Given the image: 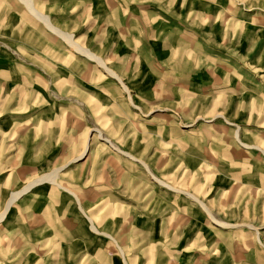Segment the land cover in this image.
I'll list each match as a JSON object with an SVG mask.
<instances>
[{
  "label": "rangeland",
  "instance_id": "1",
  "mask_svg": "<svg viewBox=\"0 0 264 264\" xmlns=\"http://www.w3.org/2000/svg\"><path fill=\"white\" fill-rule=\"evenodd\" d=\"M27 1L0 0V212L57 177L0 264H264V0Z\"/></svg>",
  "mask_w": 264,
  "mask_h": 264
},
{
  "label": "bare ground",
  "instance_id": "2",
  "mask_svg": "<svg viewBox=\"0 0 264 264\" xmlns=\"http://www.w3.org/2000/svg\"><path fill=\"white\" fill-rule=\"evenodd\" d=\"M26 1L27 0H22V2L24 4H26ZM28 2V1H27ZM31 3V2H30ZM31 7V6H30ZM29 8V7H28ZM31 10V9H29ZM34 10V9H33ZM36 12V11H35ZM35 12H30V13H33L34 16H36L35 18H38L42 23H49V22H46L44 16H39L35 13ZM48 21V20H47ZM47 25V28L49 29V32L53 33V34H56V36L58 35L59 37H61L63 39V41L66 43L67 46H69L71 52L73 53H76L78 54L79 56H83L85 57L86 59L88 60H91L93 61L94 63H96L97 65H99L101 67V69H103L106 74L114 77L117 79V76L103 63V60L99 57V56H96L95 54H93L89 49H87L86 47L78 44V43H75L73 42V40L71 39V37H67L63 32L59 31V29L57 28H54L53 26L51 25ZM46 28V29H47ZM69 36V35H68ZM119 82H121V80L118 78L117 79ZM122 87L124 88V86L122 85ZM126 92H129L127 90V88H124ZM237 132V131H236ZM100 135V134H99ZM235 137L236 139L239 141V137H238V133L235 134ZM104 140V139H103ZM106 142H109L108 140H105ZM241 144H243V147L246 148V149H249V148H253L255 150H257L258 152H260L263 156H264V150L260 147H253V146H248L244 143L241 142ZM113 145V144H112ZM115 148V147H114ZM115 150L119 151V153L123 154L124 156L128 157L129 159L133 160V161H139L138 159H136L134 156L130 155L129 153L127 152H121L118 148H115ZM142 165L145 167V169L147 171L148 170V166L145 164V163H142ZM56 177H57V171H54L52 172L51 174L47 175L46 177H42L40 179H38L37 181H34L33 183L23 187V189H21L20 191H17L13 194L10 195V197L8 198L7 202H6V205L4 207V209L0 212V221L3 220L5 218V215L7 214L9 208L19 199V197L27 192L32 186H34L35 184L37 183H41V182H52L54 184L55 180H56ZM155 182L157 184H159L160 186L166 188L167 190H170V191H173V192H178V193H181V194H185L187 195L188 197H190L191 199H193L194 201H196L199 206L207 213V214H210V211L209 209L206 207V205L204 203H202L201 201H199V199L195 198V196H192L191 194L189 193H186L185 191H182V190H179L173 186H170L168 185L167 183H165L164 181L160 180V179H155ZM65 191V190H64ZM70 192V191H69ZM68 193V192H67ZM72 195V194H71ZM211 215V214H210ZM88 219V218H87ZM90 221V220H89ZM222 226H227L225 224H222ZM226 228V227H225ZM90 229L92 232H94L95 234H99L97 232V230L94 228L93 224H90ZM101 235V234H100ZM105 236H107L106 234H103ZM109 237V236H107Z\"/></svg>",
  "mask_w": 264,
  "mask_h": 264
},
{
  "label": "crops",
  "instance_id": "3",
  "mask_svg": "<svg viewBox=\"0 0 264 264\" xmlns=\"http://www.w3.org/2000/svg\"><path fill=\"white\" fill-rule=\"evenodd\" d=\"M22 1V0H21ZM25 5V4H24ZM26 6V5H25ZM27 8H28V6H27ZM31 9V8H30ZM30 12H34V10L33 9H31V10H29ZM47 16V15H46ZM33 17L35 18V16L33 15ZM38 21H40L38 18H36ZM50 19V18H49ZM41 23H42V21H41ZM45 26V25H44ZM46 28H47V25L45 26ZM48 29V28H47ZM49 30V29H48ZM52 33V32H51ZM53 34V33H52ZM55 36H56V34H54ZM58 36V35H57ZM78 55V54H77ZM122 155V154H121ZM76 203H78L77 201H76ZM80 211H81V209H80ZM82 212V211H81ZM82 214H83V212H82ZM84 216V215H83ZM86 219V218H85Z\"/></svg>",
  "mask_w": 264,
  "mask_h": 264
}]
</instances>
